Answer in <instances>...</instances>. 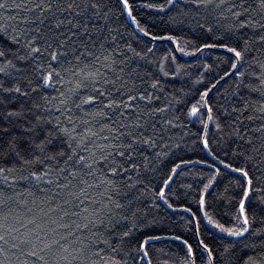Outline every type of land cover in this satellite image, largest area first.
<instances>
[{
  "label": "snow or ice",
  "instance_id": "1",
  "mask_svg": "<svg viewBox=\"0 0 264 264\" xmlns=\"http://www.w3.org/2000/svg\"><path fill=\"white\" fill-rule=\"evenodd\" d=\"M115 3L120 15L126 13L144 37L176 40L142 26L129 0ZM169 5L179 9L178 15L199 17L196 22L205 38L199 44L187 42L196 52L224 51L215 62L219 71L213 72V80L198 93L199 99L187 115L203 113L223 131L217 111L237 118L250 109L264 113V61L254 57L249 63L250 41L241 45L238 35L243 29H252L261 33L257 40L264 43V0H258L255 8L245 0H166L146 7L163 12ZM0 13V35H7V41L0 42V182L12 188L11 176L17 183L51 191L52 199L59 198L61 203L55 209L60 213L58 220L50 223L65 230L60 234L37 223L38 217L26 220L25 214L32 209L26 203L23 211L11 208L13 197L0 188V264H14L12 256L19 264H29V258H34L31 264H126L118 255H127L125 248L134 232L141 225L148 228L155 223L145 220V193L152 192L153 206L158 207L155 201L161 200L172 208L169 200L180 199L172 185L178 184V190L185 187L179 181L180 169L191 163L184 156L171 159L175 150L181 149L179 144L169 145L164 135L166 126L172 125L171 119H164L171 103L163 107L154 104L160 99L156 95L162 91L160 80L141 64L153 48L137 51L131 44L120 45L118 29L112 27V0H0ZM177 47L184 52L183 47ZM206 69L213 71V65ZM160 71L168 75L162 66ZM226 78L234 81L231 97L242 105L233 103L231 111L212 98ZM47 89L56 95H44ZM253 93L259 94L258 100L245 98ZM247 119L254 117L249 114ZM238 122L242 123L237 119L233 124ZM229 127L236 137V147L230 150L214 151L207 132L198 139L202 150L226 170L224 194L236 208L234 222L226 226L207 211L204 193L221 175L216 163L208 164L212 176L195 203L212 228L236 240L217 257L198 236L193 244L175 235L171 239L181 241L186 249L185 264H197L198 260L215 264L218 258L225 264L226 255V264H264V226L255 227L257 214L253 210L254 201L264 210V116L260 127L243 131ZM253 134H259L255 140ZM197 162L208 163L205 159ZM144 170L160 172L158 187L149 188L152 182L145 183ZM183 210L196 216L191 207ZM65 218L69 222H63ZM194 223L195 235L201 229L199 221ZM119 226L126 230L117 232ZM163 239L168 238L145 234L135 250L141 259L148 258L147 245ZM237 245L255 255L235 257ZM105 253L109 259H104ZM19 256H25L24 261H19Z\"/></svg>",
  "mask_w": 264,
  "mask_h": 264
},
{
  "label": "trees",
  "instance_id": "2",
  "mask_svg": "<svg viewBox=\"0 0 264 264\" xmlns=\"http://www.w3.org/2000/svg\"><path fill=\"white\" fill-rule=\"evenodd\" d=\"M129 2L133 7V15L136 16L142 26L147 25L156 35L165 37L171 35L176 38L175 41L166 39L151 41L149 37H144L126 13L120 15V6L115 3V0H112L114 6L112 27L118 29L120 45L124 47L126 44H131L137 51H141L146 47L153 48V52L148 54L146 60L141 61V64L146 65L147 70L160 80V88L162 91L156 92V95L160 99L154 101V104L163 107L171 103V107L164 114V119H171L172 125L166 126L168 130L164 135L169 145H181V149L175 150V155L171 159L175 160L178 156H184L191 163L183 164L180 169L181 175L179 181L185 187L178 190V184L174 183L172 185V191H179L180 195L179 200L175 198L169 200V203L173 204L172 208H169L161 200L155 201L158 207L153 206L152 192L148 191L145 193L143 197L146 205L144 210L147 213L145 220L148 223L153 221L155 223L152 227L148 228L141 225L140 229L134 232L131 241L125 248L127 255L122 252L118 255V258L126 261V264H148L149 259L151 260V264H185L186 249L181 241L171 239L175 235L187 238L193 244L196 243V237L198 236L199 239H203L205 243L214 249V255L219 257L224 247L231 244L236 238L227 236V234L220 233L217 229L212 228L198 211V206L195 201L201 194L203 185L209 182L213 172L208 167V164L216 163V166L221 168V175L212 184L208 192L204 193L208 203L207 211L213 214L214 218L218 219L221 223L230 226V223L234 222L233 217L236 208L228 204L224 194V189L227 185V180L224 176L226 170L218 162L213 161L212 156L208 155L207 150H202V144L198 136L203 137L205 132H207L210 146L214 151H219L220 149L230 150L236 147V137L232 134V127H229V125L240 127L242 131L244 128L251 129L260 127L261 117L264 116V113L250 109L249 112L237 118L236 115L225 117L222 112L217 111L216 115L221 117V123L224 125L223 131H218L215 123L208 121L207 116L203 113L198 116H188V110L199 99L198 93L203 92L204 85L208 84L210 80H213V72L219 71L216 68L215 62L218 55L223 57L224 51L222 49H216L214 51L206 49L203 52H196L195 47L187 43L188 41H195L196 44H199L205 38L203 31L198 27L196 22L199 17L191 18L178 15L179 9L171 5L163 12H160L156 8L146 7L149 3L161 4L165 3L166 0H129ZM245 2L251 8H255L258 0H245ZM251 14L253 16L256 15L255 12ZM0 15L3 14L0 13ZM181 20H183V23L179 22ZM209 22L214 23L211 20ZM9 23L15 22L10 21ZM200 23H204V21L200 20ZM205 27H207V24H205ZM259 34L261 33L258 31L254 32L252 29H243L238 33L240 37L239 43L241 45H243L244 40L250 41L251 51L248 54L249 63H253L254 57L264 61V43L258 42L257 37ZM4 41H7L6 34L0 35V42ZM177 45L183 47L184 52H180ZM128 55H131V53H128ZM149 61L151 63H148ZM206 65H213V71H208ZM161 66L164 72L168 73L167 76L160 71ZM220 74L222 75V73ZM233 84L234 81L226 78L218 85V93L214 92L212 94L213 100L220 105L229 107V111H231V105L233 103L242 106L239 100L231 97V93L234 90L231 87ZM57 87L60 86L57 85ZM149 91L153 90L149 89ZM43 94L54 96L56 92L53 89H47ZM245 98L256 101L259 99V94L253 93L251 96H246ZM177 101H182V103L178 104L176 103ZM249 114L254 117L251 121L247 119ZM176 117H179V119H176ZM200 117L207 123V129L203 127ZM237 119L242 123L238 122L233 124V121H237ZM13 131L15 132L16 129H13ZM257 135L259 134H253L252 138L255 140ZM159 150L156 149V151ZM221 158H224L222 153ZM201 159H205L208 163L197 162ZM153 166L157 169L160 168V165L155 161H153ZM166 167L167 162L165 164ZM144 172L146 176L145 183L147 184L148 181L152 182L149 188L154 189L158 187L160 172H150L147 170H144ZM9 183L13 184L12 188H7L2 182H0V188H5L7 194L13 197L10 204L11 208L23 211L26 203L27 208L32 209L31 213L25 214L26 220L38 217L37 223L46 224L49 228H55L60 234H65L64 229L57 228L56 224L50 223L51 220H58L60 216V213L55 211L57 204L61 203L59 198L53 200L51 191L42 192L33 184H28L23 181L17 183L12 180L11 176L9 177ZM188 185H191V188ZM184 207H191L192 211L196 213V216L193 217L191 213L184 211ZM41 208L44 212L48 213L47 216L44 215V212L40 211ZM253 210L257 214L255 227L264 226V219H261V217H264V210H262L258 201H254ZM251 214L250 212L249 215L251 216ZM189 221H193V223ZM194 221H199V227L201 229L195 235L193 234L195 231ZM63 222L69 221L65 218ZM29 227H34V225H29ZM123 230H126L123 226H119L116 229L117 232H122ZM145 234L167 237L168 239L151 241L147 245L148 258L141 259V254L135 249L137 241L142 240ZM196 251L199 253L200 249H196ZM103 255L104 259L110 258L106 253ZM247 255H255V253L247 249L241 251L240 246L237 245L234 256L247 258ZM228 258L226 255L225 264ZM11 259L14 264H19L16 256H12ZM24 259L25 256H19V261H24ZM32 259L34 258H29V264H31ZM197 264H200L199 260ZM215 264H222V262L218 258Z\"/></svg>",
  "mask_w": 264,
  "mask_h": 264
}]
</instances>
